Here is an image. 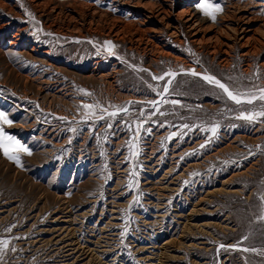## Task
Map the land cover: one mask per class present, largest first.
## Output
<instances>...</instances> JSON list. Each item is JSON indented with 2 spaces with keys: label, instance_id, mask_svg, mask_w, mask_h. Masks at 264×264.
<instances>
[{
  "label": "rangeland",
  "instance_id": "rangeland-1",
  "mask_svg": "<svg viewBox=\"0 0 264 264\" xmlns=\"http://www.w3.org/2000/svg\"><path fill=\"white\" fill-rule=\"evenodd\" d=\"M202 2L0 0V110L31 152L19 154L21 167L0 149V238L19 237L0 264H264L219 247L264 249V122L236 119L238 106L187 73L264 87V51L250 58L237 48L224 60L177 16L189 9L222 27L239 8L263 17L264 0H211L215 20ZM164 8L170 22L156 14ZM167 71L178 75L166 98L180 105L162 104L166 116L151 119L191 130L166 139L177 129L145 116L151 132L142 129L130 153L124 122L150 109L128 102L159 100L148 85L163 86L151 75ZM97 102L130 112L83 122L80 105ZM217 123L215 136L202 130Z\"/></svg>",
  "mask_w": 264,
  "mask_h": 264
},
{
  "label": "snow or ice",
  "instance_id": "snow-or-ice-1",
  "mask_svg": "<svg viewBox=\"0 0 264 264\" xmlns=\"http://www.w3.org/2000/svg\"><path fill=\"white\" fill-rule=\"evenodd\" d=\"M199 7L203 10V13L205 15L211 16L213 20L216 19L215 12L221 10L218 5H213L211 3V0H203V2L200 3ZM29 15L31 14L29 13ZM104 44L107 46L108 51L113 55H115L113 49L116 47V45L113 43V41L110 40L105 41ZM181 70L183 71V69ZM143 71H147V69H144ZM187 73H190L192 76L201 77L207 84L212 85L215 88L219 89L226 101H231L234 105L238 106L236 109L238 113L235 117L236 119L246 121L249 123H254L257 121L264 122V87L253 84L251 87L247 89H242V87L240 86H234L222 82L221 79H218L214 75L211 74L202 75L201 73L196 72L195 69H188ZM177 75L178 73L175 71H167L162 75H151L152 80L164 82L163 86L157 85V88H153L152 85H148L149 88H152V90L156 91L157 95L160 96L159 100L154 99L146 102H140V101L128 102L129 105H134V104L143 105L144 103H147L148 108L150 109V111H148L147 113H145L144 111H139L137 113L136 119L140 120V123H134L133 121H127V120L124 122L125 128L132 129V136L129 138V141H127L125 144V147L128 148L130 153L132 152V149L136 144L138 134L141 132V130L143 129V131L145 132H149V133L151 132V128L143 127L144 123L147 122L145 119H143L145 116H147L148 119H151V117H156V116H166V113L161 111L160 109V105L162 104H171L172 106L180 105V101L178 99L168 100L166 98L167 95L171 94L170 89ZM256 75L258 78V72ZM85 95L90 96L92 94L90 92H85ZM245 106H249V107L245 108ZM80 107L84 111L81 120L85 123L93 120L110 121L112 120V118L117 116H120L121 119H123V116H127L130 112L129 107L126 105H121V106L109 105L108 107H105L99 102L94 104H82L80 105ZM109 107H111L114 110L109 111ZM59 119L67 120V117H59ZM12 123L13 121L9 119V116L4 111L0 110V149L3 150V154L6 157H8L10 160L15 161L17 164L23 167L19 154L21 152H27L29 155H31V152L14 135L10 134L5 130L4 126L10 125ZM151 123L155 124L158 127H172L177 129V131L171 132L169 136L166 137V139H171L172 137H176L178 135L179 136L186 135V131L183 130H187V131L191 130V126L187 123H183L181 125H175L170 121L166 122L164 120H158V119H151ZM107 127L111 128L112 124L109 123ZM218 128H219V124L217 123L214 126H212L210 129H202V130L204 131L210 130L212 135L215 136ZM69 131L76 132L77 129L70 128ZM205 146L206 145H201V147H205ZM132 158L133 156L130 155L128 160L131 161ZM193 175H196V173H193ZM185 183H187V181ZM260 199L264 200V196H261ZM259 219L264 220V215L260 216ZM12 227H15V225L6 228L5 231L10 232ZM11 239H19V237H12ZM11 239L0 238V260L3 259L6 252L9 250ZM243 239L247 240L248 237L245 236ZM219 247L225 250H238L244 253L252 252L258 254L261 257H264V249L241 247L239 241L235 245L225 246L224 244H221ZM11 251H16V249L11 248Z\"/></svg>",
  "mask_w": 264,
  "mask_h": 264
},
{
  "label": "bare ground",
  "instance_id": "bare-ground-1",
  "mask_svg": "<svg viewBox=\"0 0 264 264\" xmlns=\"http://www.w3.org/2000/svg\"><path fill=\"white\" fill-rule=\"evenodd\" d=\"M156 14L163 20L170 22L171 14L166 8L163 9V12L160 11ZM177 16L187 25L194 43L207 44V46L212 47L213 51L222 52L226 56L224 60H228V57L237 48H241L242 55L250 58L252 55H259L264 51V42L262 41L264 39V16L256 15L253 11H250L249 7L239 8L235 13L228 15L222 27L206 26L205 22L199 20L196 14L189 9L181 10ZM171 23L168 24L173 27L174 25ZM175 28L174 26L173 29ZM145 30L152 33L156 32L153 27ZM262 64L264 65V62Z\"/></svg>",
  "mask_w": 264,
  "mask_h": 264
}]
</instances>
